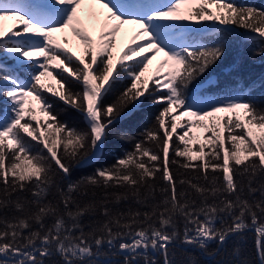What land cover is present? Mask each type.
<instances>
[{"label": "snow or ice", "instance_id": "1", "mask_svg": "<svg viewBox=\"0 0 264 264\" xmlns=\"http://www.w3.org/2000/svg\"><path fill=\"white\" fill-rule=\"evenodd\" d=\"M233 36L264 58V6L0 0V55L30 64L28 80L0 75V264H264V77L216 94ZM46 93L86 126L58 119ZM145 100L162 105L154 121L117 133L132 149L65 186Z\"/></svg>", "mask_w": 264, "mask_h": 264}, {"label": "trees", "instance_id": "2", "mask_svg": "<svg viewBox=\"0 0 264 264\" xmlns=\"http://www.w3.org/2000/svg\"><path fill=\"white\" fill-rule=\"evenodd\" d=\"M238 3H248L258 6H264V0H237ZM5 25H9L12 21H5ZM190 24L192 27H199L198 25H192L191 22H185ZM203 25L210 27L212 22L205 21L202 22ZM219 27V25H217ZM240 33L243 30H238ZM209 34H211L209 32ZM95 35V34H94ZM247 38L243 36H233L229 41L228 50L225 58L220 62L214 69L213 75L215 78H218L220 81V87L216 90V94H222L226 92L228 88L226 86L234 85L237 80L243 84L250 83L253 80H258L261 77H264V58L253 57L252 50L257 47L255 43L246 42ZM126 43V38H120L117 41V50L123 47ZM0 59H3L4 65L7 69V72H0V75H5L7 73H14L18 75L22 80L30 79L29 67L30 64L25 62V66H21L16 62L11 56L3 57L0 55ZM131 63V62H129ZM226 69H231L226 71ZM201 77L200 79H206ZM54 83V81H53ZM129 81L127 79L117 82L113 86L112 92L106 97V102L115 98V96L128 85ZM76 90H79V85H76ZM264 92V88L258 89L255 95H258L260 100L264 102V96H260V93ZM51 101H54V107L57 112H59L58 119L68 121L70 126H76L79 128L85 127L83 116L74 109L68 108L63 104V102L58 101V98L52 97L51 94L46 93ZM8 108V101L0 96V115H2ZM162 108V105H153L149 100H145L142 105H140L138 111L132 112V114L125 120L118 122L111 130L109 138L105 145V150L102 158L92 164H89L84 167L75 168L71 176L63 180V184L66 186L69 181H76L80 178L91 174L96 167L101 165H109L115 162V159L121 156L124 151L131 150L134 144V140H123L120 139L117 133L120 130H127L130 136L139 138L141 131L154 121V117L158 114L159 110ZM44 119V117H41ZM180 131L179 129L177 130ZM35 143V142H33ZM37 150L41 148V145H36ZM177 175L183 170H178ZM158 184L162 182L158 181ZM159 198V197H157ZM128 207L136 208L132 202L122 203L120 205L121 210H125ZM146 210V209H141ZM89 219V218H86ZM231 241L229 242V248H231ZM246 253L250 255L251 258H255V234L253 232L246 233V242L244 244ZM191 251V249H190ZM56 259H59L58 257ZM115 259L122 261L123 257H115ZM162 259V258H161Z\"/></svg>", "mask_w": 264, "mask_h": 264}, {"label": "rangeland", "instance_id": "3", "mask_svg": "<svg viewBox=\"0 0 264 264\" xmlns=\"http://www.w3.org/2000/svg\"><path fill=\"white\" fill-rule=\"evenodd\" d=\"M3 115V114H2Z\"/></svg>", "mask_w": 264, "mask_h": 264}]
</instances>
